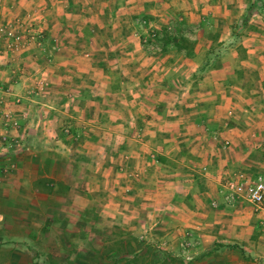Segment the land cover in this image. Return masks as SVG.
Instances as JSON below:
<instances>
[{
    "label": "crops",
    "instance_id": "0c3cea01",
    "mask_svg": "<svg viewBox=\"0 0 264 264\" xmlns=\"http://www.w3.org/2000/svg\"><path fill=\"white\" fill-rule=\"evenodd\" d=\"M114 1H122L121 6ZM235 1L241 5L242 0ZM187 2L193 5L189 11ZM204 2L0 0V21L18 22L23 30L31 27L41 35L39 45L33 42L12 54L0 43V110L11 114L7 123L0 115V264H39V258L45 264H60V258L70 261L82 252L83 240L97 242V231L102 229L98 225L149 224L136 216L157 204L161 211L159 197L178 186L181 171L195 177L182 184L193 190L197 184L201 195L212 185V176L225 178L250 170L251 159L264 145V111L258 120L235 126L222 121L225 96L215 88L220 81L214 76L225 69V58L220 57L216 67H206L211 61L206 56L195 58V47L204 38L197 22L202 12L196 13L194 7ZM217 6L228 25L230 17L244 16L242 9L231 15L232 10ZM119 10L121 22L114 27L112 19ZM252 12L249 19L260 14L258 8ZM138 14L146 15L158 32L166 31L162 25L172 24L171 32L178 38L194 33L192 52L177 47V38L175 43L161 40L158 52L147 54L141 44L131 42L125 26L127 18ZM190 20L196 22L193 29ZM247 22L241 21V30L250 33L246 42L256 45L255 40L262 41L258 36L262 27ZM182 23L188 26L176 28ZM52 41L59 51L51 50ZM120 51L123 54L117 56ZM135 52L142 53L135 56ZM134 65L140 66L139 72H130ZM120 67V73L112 71ZM259 68L257 75L264 76ZM34 80L47 81V90L32 91ZM243 123L258 133L254 143L243 137ZM195 127L210 129L211 137L217 136L221 143L224 135L228 148L220 151L202 141L199 145L196 137H190L189 130ZM182 154L186 164L181 160L179 167ZM193 160L211 172L201 174L189 167L195 165ZM215 194L216 209L205 212L198 196L202 228L197 235L202 245L195 255L211 264H243V255L263 258L264 210L252 213L246 202L227 205ZM187 205L189 198L175 192L166 204L171 212L190 208ZM231 219L234 228L229 230ZM168 239L174 250L176 238Z\"/></svg>",
    "mask_w": 264,
    "mask_h": 264
},
{
    "label": "rangeland",
    "instance_id": "374dc122",
    "mask_svg": "<svg viewBox=\"0 0 264 264\" xmlns=\"http://www.w3.org/2000/svg\"><path fill=\"white\" fill-rule=\"evenodd\" d=\"M241 1V0H240ZM100 3V2H99ZM103 4H108L110 2L103 1L101 2ZM116 5L121 6L122 1L115 2ZM203 3V2H202ZM206 5H198V7H194L197 11L196 13L202 14V18L198 19V23L201 26L202 30V36L203 40H201L200 45H196L195 51L196 55L195 58L199 59L201 57H208L211 59L210 62H208L209 65L206 67H216L217 65H214V63L219 60L220 57H224L226 61V67L223 69V71L216 73L215 77H218V81H220L219 84L217 82L214 84L216 89H221L224 92L225 101H224V107L225 112L222 116L223 120L225 121L227 126L231 125L233 126L235 122H241L246 120H258L257 115H263L261 111H264V76L262 74L256 73L258 70H262L264 72V2L261 0H242L240 2L241 5L238 4L235 0H206ZM114 4V5H115ZM217 4H221L224 8L228 10H232L230 12L231 15H233V11H238L239 9L243 10V15L245 16L246 9L252 4L253 10L258 8V11L260 14L257 16H252V19L248 18L247 24H249V21L256 22L262 29L258 31V36L263 37L260 38L262 41L253 40L255 44L249 43V41L246 42V35H250V33H245L244 30H241V21L244 18V16L239 17L238 19L236 17H230L229 18V25L223 20L222 14L223 12H218V6ZM185 6H188V10L191 8V4L188 2ZM257 6V7H256ZM113 8V3H112ZM193 8V7H192ZM161 11L162 8H159ZM209 9V11H207ZM216 9V10H215ZM133 10V9H132ZM181 10V9H179ZM191 10V9H190ZM194 9H192L193 11ZM215 10V11H214ZM212 12V13H209ZM208 13V15H206ZM253 13V12H252ZM33 14H37L36 12H33ZM121 11L119 10L116 14L117 17H114L112 19L113 26H117L119 22H121V19L119 16H121ZM32 20L35 17H30ZM119 18V19H118ZM118 19V20H117ZM145 19L147 21V24L150 28H152L158 36V41H156V48L152 47L151 45H147L148 41H143L144 38H147L148 29L146 26H142L138 23L139 20ZM104 20V19H103ZM124 20V23L128 20V23H126L125 26H127L128 32H130V38L131 42L135 41L136 45H140L143 47V50L146 51L147 54L150 56H154L158 50L157 48L160 47L158 44L161 41L160 35H166L167 37H175L171 31H174L171 29L172 24H166L162 25L166 31L158 32V27H154L152 25V21L147 19L146 15H135V18H122ZM171 20H176L175 18H171ZM178 21H181L178 19ZM175 22V21H174ZM8 23H12V25H15L18 22H13L11 20L3 22L0 21V25H6ZM106 22H103L105 24ZM128 24V25H127ZM187 23L177 24L176 28L178 26H182ZM191 25V29L194 28L196 22H193L192 20L189 21ZM20 27V26H19ZM170 27V28H169ZM21 28V27H20ZM181 28V27H180ZM250 28V25H247L246 29ZM23 32L30 31L37 34H40L38 32V29H35L36 31H32L31 27L28 29H22ZM161 33V34H160ZM194 33H186L185 36L179 37L181 39V48H183L187 52H192L194 46L192 42L194 39L193 35ZM115 37L116 34L114 35ZM120 36V35H118ZM257 36V37H258ZM40 38H37L34 43L37 45L40 44ZM207 39V40H205ZM209 41V45H205L206 42ZM0 43L3 44L4 48H6L5 42L0 37ZM33 43V42H31ZM179 43V44H180ZM224 43V44H223ZM51 50L52 51H59L56 43L52 41ZM242 45H245V48L241 47ZM263 45V46H261ZM207 46V47H206ZM6 51V49H4ZM139 54L142 52H138ZM138 53H134L135 56L138 55ZM187 53V55L189 54ZM123 53L122 51L119 52V55L121 56ZM141 55V54H140ZM2 58V57H1ZM0 58V59H1ZM242 58V59H241ZM255 63V64H254ZM262 64V65H261ZM259 66V67H258ZM140 66H130V72H139V69H137ZM256 70V71H255ZM112 71H115L113 73L117 74L121 72L116 71L115 69H112ZM184 71H187V68H184ZM199 74V73H197ZM196 74V75H197ZM195 75V76H196ZM261 76V77H260ZM261 78V79H259ZM39 80H34L32 85L35 84ZM43 81V80H42ZM45 85V91L47 90L49 83L47 81ZM194 83V82H193ZM185 85V84H181ZM33 87V86H32ZM44 89V88H43ZM184 102V101H182ZM227 110V111H226ZM260 111V112H257ZM240 120V121H239ZM216 124V123H215ZM235 126V125H234ZM240 131L243 132V137H246L247 139H251L252 143L255 141L254 138L258 136V133L256 134L254 128H250V124L243 123L241 126ZM210 130V129H209ZM209 130H204L201 127H195L192 130H189L191 133L190 137L193 139L196 137V140H199V145L202 142H210L213 146L218 147L221 150H226L229 146V141L225 139L224 135L223 138L220 139L221 142H218V138H212L211 132ZM254 133V135H253ZM252 134V135H251ZM260 135V133H259ZM225 140V141H224ZM213 141V142H211ZM226 142V143H225ZM217 143V144H216ZM221 143V147H220ZM261 148H259V153L255 155V159H251V167L248 171H239L244 173L246 176H250L256 173H262L264 172V145L262 146V143L259 145ZM257 146V147H259ZM235 147V146H234ZM236 148V147H235ZM179 149H184L179 147ZM180 153H177V156L179 157ZM182 154V156L178 160L177 166H181V160H183L184 164H186V161H184V158L187 157ZM184 157V158H183ZM151 159L150 157H148ZM187 159V158H186ZM192 160V159H191ZM195 163L193 166L188 165L189 167H193L196 171H199L201 174L210 173L211 171L208 170L206 165L198 160L191 161ZM149 163V161H148ZM183 164V163H182ZM204 166V170H202V167ZM184 167V166H183ZM246 168V167H245ZM182 175L177 178L178 180V186L173 189L172 192H175L177 195L183 196L184 198H189L190 205H187L190 208H181V209H173L172 212L171 209L166 206L171 193L170 189L167 188V192H163V196L159 197L163 200L159 201V204L161 206V211H157V205L154 209H145V214L143 215L140 210L137 212L138 216H136V220L143 221V220H149V224L140 225L137 221L136 224L133 225H118L113 228H106L104 226L98 225V239L96 243L90 244L89 241L83 240L81 243L82 252L76 253L75 257H72L70 261L67 260V257L60 258L59 262L60 264H211L206 258H201L200 255L196 256L195 254H198L199 247L202 245L200 242V236L197 235V233H201L200 229L202 228L201 225L198 224L200 222V217L197 211V206L199 207V197L201 196L202 203L200 206L203 207V211H210L212 209H216V206H211V201H216V194L218 192V187L222 180L224 178H220L221 174L219 176L214 175L212 176V185L209 186L207 190H205V193H202L201 195L198 194L197 190V184H194V190L192 188H188L190 184H182V182H186L190 177L186 175L185 171L180 172ZM131 177V176H130ZM228 177V176H227ZM225 177V178H227ZM138 178V177H137ZM211 178V176H210ZM131 180L136 179V177L129 178ZM202 177H199V180H201ZM190 181V180H189ZM214 181H217L216 183H213ZM132 181H130L131 183ZM200 187L202 186L201 182H199ZM212 187V188H211ZM211 188V189H210ZM216 188V190H215ZM190 190V191H189ZM188 192V193H187ZM214 192V193H213ZM186 194L187 196H184ZM219 196L220 193L218 192ZM204 202V204H203ZM243 202V201H240ZM217 203V201H216ZM245 203V202H243ZM218 204V203H217ZM247 204V203H246ZM193 208V210H192ZM228 212L229 215L232 216V209H229ZM252 210V209H251ZM147 211V213H146ZM252 213H256L252 210ZM143 216L147 217L143 218ZM188 219V221H187ZM135 220V221H136ZM100 222V220H99ZM104 222V221H103ZM35 224H38L37 221H35ZM228 227L234 228L233 220L229 221ZM205 228V227H204ZM224 229V227H223ZM228 232V231H227ZM250 232H246V234H249ZM80 234V233H79ZM172 235V237L176 238V243H172L174 250L170 249L169 243L171 242V238L168 239V237ZM185 242H189V244L185 245ZM231 243L228 244L230 246ZM135 250H139L134 253ZM261 250V249H260ZM201 251V250H200ZM207 253H204L203 255H206ZM202 255V256H203ZM38 259V258H37ZM44 259V258H42ZM215 260V258H213ZM40 262L42 264H45V261H42L39 258ZM45 260V259H44ZM241 261H243V264H264V257H258L257 255H254L252 257L250 256H244L241 258ZM39 262V261H34ZM39 263V264H41ZM53 264V263H51Z\"/></svg>",
    "mask_w": 264,
    "mask_h": 264
},
{
    "label": "built area",
    "instance_id": "2783aa9c",
    "mask_svg": "<svg viewBox=\"0 0 264 264\" xmlns=\"http://www.w3.org/2000/svg\"><path fill=\"white\" fill-rule=\"evenodd\" d=\"M138 23L142 26H146L148 29L147 38L143 41H148L147 45H151L156 48V32L150 28L145 19H141ZM41 35L30 32L29 30L23 32L18 24L12 25V23L0 25V37L5 42L6 51L9 53H17L21 49L28 46L31 42L36 41ZM3 54L0 52V57ZM46 82L39 80L33 85L32 91H41L45 87ZM18 101V98L17 100ZM1 118L5 123L11 119V114L8 111L1 112ZM1 137V135H0ZM226 143V142H225ZM204 170V166L202 167ZM218 192L222 198V201L227 205H234L237 202H246L251 209L255 211L264 210V172L256 173L253 177H247L242 172H237L231 177L224 178L219 185ZM211 206H216V201L210 202ZM189 242H185V245Z\"/></svg>",
    "mask_w": 264,
    "mask_h": 264
},
{
    "label": "trees",
    "instance_id": "16d2710c",
    "mask_svg": "<svg viewBox=\"0 0 264 264\" xmlns=\"http://www.w3.org/2000/svg\"><path fill=\"white\" fill-rule=\"evenodd\" d=\"M253 6H252V4L246 9V12H245V16H244V18L242 19V23H245L246 21H247V19L249 18V15L252 13V11H253V8H252ZM157 34V33H156ZM158 39V36L156 35V37H155V41H158L157 40ZM161 40L163 41V42H166V43H168V42H172V43H175V42H177V38H175V37H167L166 35H163L162 34V38H161ZM178 43L176 44L177 45V47H179V48H181V39L180 38H178ZM181 42V43H180ZM180 43V44H179Z\"/></svg>",
    "mask_w": 264,
    "mask_h": 264
}]
</instances>
